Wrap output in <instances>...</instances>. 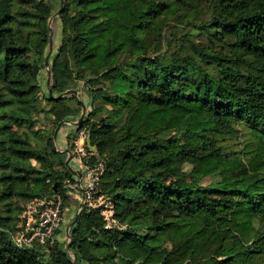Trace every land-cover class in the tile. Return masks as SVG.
I'll use <instances>...</instances> for the list:
<instances>
[{
  "label": "trees",
  "instance_id": "trees-1",
  "mask_svg": "<svg viewBox=\"0 0 264 264\" xmlns=\"http://www.w3.org/2000/svg\"><path fill=\"white\" fill-rule=\"evenodd\" d=\"M55 10L0 0V264H264V0H63L68 38L48 58L47 89L80 86L81 101L46 89ZM173 26L185 28L179 40ZM81 102L68 147L89 130L100 191L125 226L105 227L83 204L69 250L59 237L19 247L11 234L29 199L70 201L77 175L53 132ZM146 106L165 115L138 121Z\"/></svg>",
  "mask_w": 264,
  "mask_h": 264
},
{
  "label": "built area",
  "instance_id": "built-area-1",
  "mask_svg": "<svg viewBox=\"0 0 264 264\" xmlns=\"http://www.w3.org/2000/svg\"><path fill=\"white\" fill-rule=\"evenodd\" d=\"M86 130L81 129L73 140L71 149L76 170L82 173L75 183L66 180L69 194L90 207H97L107 228L121 229L125 225L115 216L112 199L100 191V181L104 173L101 159L90 163L94 153L87 147ZM62 199L55 193L42 194L29 199L19 215L15 231L11 234L13 242L19 247H29L35 242H53L59 234L56 229L62 221Z\"/></svg>",
  "mask_w": 264,
  "mask_h": 264
},
{
  "label": "rangeland",
  "instance_id": "rangeland-1",
  "mask_svg": "<svg viewBox=\"0 0 264 264\" xmlns=\"http://www.w3.org/2000/svg\"><path fill=\"white\" fill-rule=\"evenodd\" d=\"M54 7L56 8V10L53 14H51V16H49L48 20L51 18L50 27L52 29V32L57 33V36L55 37V40H54V50H57V46L60 44L61 40L68 38V36H67L66 30L63 29L62 25L60 24V20L58 19L59 15H55L56 11L60 8V6L58 7V2L55 0H54ZM184 30H185V28H183V27L179 26V27L174 28V26H173L171 28H168L166 33L170 34V36L174 40H179L180 36L184 32ZM54 50H53V52H55ZM96 63L98 64V61H96ZM97 68L98 67L96 65L95 70H97ZM43 73L47 74V70L45 67H44ZM43 80H44V76H43ZM76 87H77V85L70 87V88H67L64 91H66L68 89H76L78 91V93H80V86L77 88ZM46 89H47V86H46ZM66 93H68V92H66ZM85 106H86V104H85ZM164 115H165L164 111L152 112V111H150L149 107H147V106L141 107L137 113L138 121L144 120L147 123V125L154 123L157 119L163 117ZM37 116H38L37 125H43V123H44V125H47L48 127L51 126L48 122L49 119L44 117L43 113H39V114H37ZM200 118H202V114L200 112H196L192 115V119H200ZM73 121H75V120H73ZM239 139H241V136L239 134L238 135L234 134V135L228 136V146L235 147L236 142H238ZM187 167L188 166H185V168H187ZM181 171H182V169H180V168L177 169L175 171L174 177L181 174ZM183 179L187 180V181H194V180H196V177H194L193 175L186 174L185 176H183ZM77 207L78 206L75 204V199L70 196L69 203L62 210V214H61V216H62V231L59 234V240L64 241L67 238L65 235L66 234V227L68 226L72 216L76 213ZM18 221H19V219H18Z\"/></svg>",
  "mask_w": 264,
  "mask_h": 264
},
{
  "label": "water",
  "instance_id": "water-1",
  "mask_svg": "<svg viewBox=\"0 0 264 264\" xmlns=\"http://www.w3.org/2000/svg\"><path fill=\"white\" fill-rule=\"evenodd\" d=\"M62 8H63V0H60V8L56 11L55 15H59L60 12H61V10H62ZM50 21H51V18L48 20V25L49 26H50ZM51 42H52V29L50 27L49 48H48L47 53H46V55L44 57V67L47 70V87L50 84V70H49V61H48V58H49L50 53H51V50H52V45H51L52 43ZM66 92H73L75 94L78 93V91L76 89H68L66 91H63V92L59 93L58 95H53L52 92H51V90L48 89V93H49V96L50 97H61V96H64L66 94ZM78 100L81 101L80 98H78ZM85 110H86V106H85V104L83 102H81V111H80V114L78 116V119L75 120V121H72L71 123H73L76 126L80 125V123L83 120ZM64 122H70V121L64 120V121H61V122L58 123V125L55 127L54 132H53V142H55V137H56V133H57V130H58L59 125L62 124V123H64ZM89 136H90V133H89V130H87V132H86V144H87V147L89 149H91L93 152H96L97 148H96L95 145H92L90 143ZM54 145H55V143H54ZM57 150H59V149H57ZM66 153L68 154V156L66 157L64 163H65V165H67L70 168L69 161L73 157V153H72V151L70 149H67L66 150ZM75 174H77L79 178L82 176V173L80 171H75ZM82 206H83V201L80 200L79 201V204H78V207H77V211L75 213V217L77 216V214H78V212H79V210H80V208ZM73 221L74 220H72L71 222H69L68 226L66 227V236L68 238V243L66 245L67 250L70 249L71 236L69 234V228L72 225ZM72 256L74 257L73 254H72Z\"/></svg>",
  "mask_w": 264,
  "mask_h": 264
},
{
  "label": "crops",
  "instance_id": "crops-1",
  "mask_svg": "<svg viewBox=\"0 0 264 264\" xmlns=\"http://www.w3.org/2000/svg\"><path fill=\"white\" fill-rule=\"evenodd\" d=\"M57 36V33H54L52 32V50H51V53H50V56L52 54H54L56 52V50H54V40H55V37ZM49 48V47H48ZM48 50V49H47ZM53 50L55 52H53ZM47 53V52H46ZM43 74L40 76L42 81H43ZM46 86H47V77H46ZM77 97H80V93H77L75 94ZM78 119V116L76 117L75 120ZM73 120H70V122H64L62 124L59 125L58 127V130H57V133H56V137H55V147L56 149H59L61 152H66L67 149H69L68 147V141H67V135L69 132H71L72 130H75L76 129V125H74L73 123H71ZM71 150V149H70ZM68 156V154L66 153V157ZM69 165H70V168H72V170L74 171H77L76 170V166H75V162H74V158L72 157L69 161ZM77 175V174H76ZM59 237V235H58Z\"/></svg>",
  "mask_w": 264,
  "mask_h": 264
}]
</instances>
